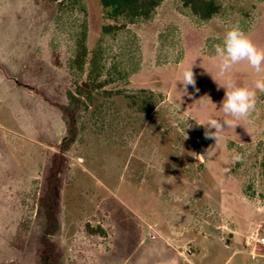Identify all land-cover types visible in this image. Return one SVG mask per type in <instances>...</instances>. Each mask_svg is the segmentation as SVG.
<instances>
[{"label": "rangeland", "instance_id": "374dc122", "mask_svg": "<svg viewBox=\"0 0 264 264\" xmlns=\"http://www.w3.org/2000/svg\"><path fill=\"white\" fill-rule=\"evenodd\" d=\"M216 1L207 22L163 0L152 19L104 34L123 21L106 19L99 0H0V264H41L40 200L56 155V264H264V94L216 145L199 125L223 116L214 45L239 24L264 47V1ZM83 29L89 52H103L104 85L82 98L64 146L69 93L89 82L88 62L71 66ZM194 57L200 91L181 97ZM230 76L250 86L264 66ZM142 90L154 111L131 106Z\"/></svg>", "mask_w": 264, "mask_h": 264}, {"label": "trees", "instance_id": "16d2710c", "mask_svg": "<svg viewBox=\"0 0 264 264\" xmlns=\"http://www.w3.org/2000/svg\"><path fill=\"white\" fill-rule=\"evenodd\" d=\"M163 0H99L104 17L109 20L121 19V25H107L103 27L104 34H111L114 31L125 29L129 24L139 21L150 20L155 15L156 9ZM182 7L200 21H210L218 16L222 11V6L216 0H179ZM264 1V0H260ZM87 33L83 29L79 31L76 40V47L71 61V66L77 70L89 64L88 80L85 85L78 86L79 96L69 93L70 105L65 107V112L69 131L64 146H68L76 139V119L75 114L83 103L82 98H89L96 89L103 87L104 82L100 81L103 75V52L100 46L90 53L86 44ZM91 54V57L88 56ZM89 86L85 87V86ZM131 106H136L139 110L152 112L155 109L153 103L154 94L145 90L140 91L139 95L128 97ZM204 138V136H203ZM60 156H55V165L51 169V178L48 181L47 192L40 200L43 209L45 223L41 235V245L43 247L40 255L41 264H56L58 260L57 248L52 239L57 229L56 211L59 207V187H60Z\"/></svg>", "mask_w": 264, "mask_h": 264}, {"label": "clouds", "instance_id": "9594fccd", "mask_svg": "<svg viewBox=\"0 0 264 264\" xmlns=\"http://www.w3.org/2000/svg\"><path fill=\"white\" fill-rule=\"evenodd\" d=\"M214 52L219 60L218 73L220 76L226 77L223 85L218 84V87H223L225 90L220 103L223 116L209 118L206 123L199 125L204 126L205 139H214L216 145L222 131L227 128H235L240 125L239 121L241 120H250L256 111L258 94H264V79H256L250 86H242L237 84L230 74L235 66L241 63H247L257 73L261 72L262 66H264V47L255 44L239 24H233L225 32L222 42L214 45ZM197 58L199 57H194L183 67L181 77L177 80L180 85V88L177 89L181 93V97L192 96V93L188 92L189 86L197 93L200 91L194 72ZM210 102L213 103L211 100ZM191 127L192 125L188 124L185 129ZM184 132L185 139H187V132L185 130ZM243 159V154L238 152L232 156L233 163H240Z\"/></svg>", "mask_w": 264, "mask_h": 264}, {"label": "built area", "instance_id": "2783aa9c", "mask_svg": "<svg viewBox=\"0 0 264 264\" xmlns=\"http://www.w3.org/2000/svg\"><path fill=\"white\" fill-rule=\"evenodd\" d=\"M258 242H259L261 245H264V235L261 236V237L258 239Z\"/></svg>", "mask_w": 264, "mask_h": 264}]
</instances>
